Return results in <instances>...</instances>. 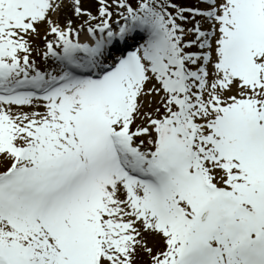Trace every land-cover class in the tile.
<instances>
[{
	"label": "snow or ice",
	"instance_id": "6c2138e0",
	"mask_svg": "<svg viewBox=\"0 0 264 264\" xmlns=\"http://www.w3.org/2000/svg\"><path fill=\"white\" fill-rule=\"evenodd\" d=\"M0 264H264V0H0Z\"/></svg>",
	"mask_w": 264,
	"mask_h": 264
},
{
	"label": "rangeland",
	"instance_id": "374dc122",
	"mask_svg": "<svg viewBox=\"0 0 264 264\" xmlns=\"http://www.w3.org/2000/svg\"><path fill=\"white\" fill-rule=\"evenodd\" d=\"M184 1H185V3L188 4V5H192V4L195 3V0H184ZM86 6H87V5H86ZM41 51H42V50H41ZM36 57L41 58L42 56L34 53L32 58H33V59H36Z\"/></svg>",
	"mask_w": 264,
	"mask_h": 264
},
{
	"label": "bare ground",
	"instance_id": "6f19581e",
	"mask_svg": "<svg viewBox=\"0 0 264 264\" xmlns=\"http://www.w3.org/2000/svg\"><path fill=\"white\" fill-rule=\"evenodd\" d=\"M41 50H42V48H41ZM46 63H51V62H50V61H49V62H46V61L42 58L41 61L39 62V65H41V66H45Z\"/></svg>",
	"mask_w": 264,
	"mask_h": 264
}]
</instances>
